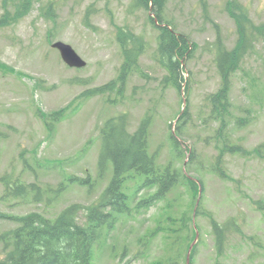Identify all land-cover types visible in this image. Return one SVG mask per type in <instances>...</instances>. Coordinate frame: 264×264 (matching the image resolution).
<instances>
[{"label":"rangeland","instance_id":"374dc122","mask_svg":"<svg viewBox=\"0 0 264 264\" xmlns=\"http://www.w3.org/2000/svg\"><path fill=\"white\" fill-rule=\"evenodd\" d=\"M24 1L0 0V64L8 72H0V177L8 174L11 180L33 183L41 189V200L33 202L28 196L26 203L16 205L14 201L20 199L3 196L0 181V212L19 216L37 211L51 219L72 203L95 201L110 176L99 177L97 171L101 123L126 112L133 130L147 112L148 148L158 149L155 172H179L185 166L184 172L200 185L197 191L190 189L179 177L162 200L138 211L134 205L155 187L140 188L129 196L133 210L116 216L114 227L94 253L95 264H184L186 244L193 239L197 241L192 264H264V38L254 35L231 73L229 105L221 118L210 114L211 106L203 99L220 84L214 63L217 39L226 49L236 40L227 3L232 1V12L246 11L250 23L259 26L264 24V0L165 1L161 15L166 24L195 46L184 66L188 118L179 134L183 145L194 152L191 159L177 155L168 138V124L175 122L182 95L163 83L167 71L156 54L158 30L147 11L131 9L132 0H27L26 11L19 10V17L8 21ZM49 1L51 13L44 15ZM118 27L142 40L136 67L128 73L122 94L112 90L109 96L84 97V91L118 76L123 61ZM55 40L69 43L86 61L85 67L63 64L50 47ZM61 108L68 118L47 127L41 119ZM232 146L242 150L228 151ZM69 175L89 176L94 184L90 189L67 185ZM137 183L136 178L128 181L126 191ZM59 186L62 190L55 196ZM196 202L204 214L193 215ZM259 202L262 210L257 209ZM183 212L194 219L197 238L193 228L177 230ZM211 220L223 225L222 231L231 224L224 230L219 253ZM13 226L0 220V233Z\"/></svg>","mask_w":264,"mask_h":264},{"label":"trees","instance_id":"16d2710c","mask_svg":"<svg viewBox=\"0 0 264 264\" xmlns=\"http://www.w3.org/2000/svg\"><path fill=\"white\" fill-rule=\"evenodd\" d=\"M26 1L19 3V9L16 7L15 15L13 14L14 18L20 15V11H26L28 5ZM165 1L132 0L130 7L133 10L149 9L154 13L157 23L151 17L150 23L158 30V62L161 65L165 64L168 71V74L164 76V81L172 83L177 89H180L181 83L187 82V77H183L182 65L190 58L195 46L193 42L190 43L185 35L172 31L166 24L168 21L164 20L161 15ZM231 3L232 1L228 2L226 8L235 23L236 40L231 49H226L219 45V38L217 39L214 53L220 84L213 93L204 96L205 103L211 106L210 114L219 118L229 105L228 92L231 73L238 68L247 48L250 46L249 43L254 41V35L264 38V24L252 25L246 11L240 8L232 12V8L229 7ZM52 7L51 1L45 4L44 15L51 13ZM162 21L165 24L161 25ZM50 34L48 31V40ZM116 38L123 46V63L118 73L121 81L120 88H122L126 75L136 67L137 57L142 52L143 43L139 37L136 41V35L132 31L124 30L121 27L117 28ZM2 67L4 65L0 64L1 69H7ZM115 82L116 80L109 81L97 87L96 93L101 94L112 90ZM121 91L122 89H119V93ZM187 118V109L185 108L178 119L177 134H180L179 130L184 126ZM147 128L148 121L145 118L133 133L126 130L125 115L108 120L103 129L104 149L101 162L109 160L113 175L108 187L101 194L98 205L89 208L86 223L80 225L74 219V215L81 209L79 205H71L64 209L53 221H49L38 213L26 214L19 219L20 223L12 230V242L10 241L7 253L0 259V264H91V243L99 233L98 227L88 226L91 224L102 226L106 222L108 213L105 214L103 210L106 205H110L113 210L120 211L124 208L125 195L120 191V186L124 180V175L130 171L145 175L146 178H149V184L154 181L157 182L158 191L156 195H161L168 190L178 176L187 180L195 188V182L181 170L172 173L167 169L155 172L154 155L147 151ZM169 137L172 146L181 148L178 140L171 133H169ZM193 155V150H190L189 158L191 159ZM183 213H181L180 218L183 227H185L189 218L182 216ZM163 264L172 263L166 261Z\"/></svg>","mask_w":264,"mask_h":264},{"label":"water","instance_id":"95a60500","mask_svg":"<svg viewBox=\"0 0 264 264\" xmlns=\"http://www.w3.org/2000/svg\"><path fill=\"white\" fill-rule=\"evenodd\" d=\"M57 50L61 58L70 66H82L84 62L80 57L74 52L71 46L62 41H56L52 44Z\"/></svg>","mask_w":264,"mask_h":264}]
</instances>
